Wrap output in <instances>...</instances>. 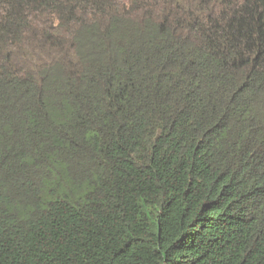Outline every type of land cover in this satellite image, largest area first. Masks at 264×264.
<instances>
[{
    "label": "trees",
    "instance_id": "1",
    "mask_svg": "<svg viewBox=\"0 0 264 264\" xmlns=\"http://www.w3.org/2000/svg\"><path fill=\"white\" fill-rule=\"evenodd\" d=\"M109 1L0 0V264H264V0Z\"/></svg>",
    "mask_w": 264,
    "mask_h": 264
},
{
    "label": "rangeland",
    "instance_id": "2",
    "mask_svg": "<svg viewBox=\"0 0 264 264\" xmlns=\"http://www.w3.org/2000/svg\"><path fill=\"white\" fill-rule=\"evenodd\" d=\"M129 1H130V3L127 4L128 6L134 4L135 5L134 7H140L143 10L152 11V12H159L161 10L173 9V8H176L173 6V4H175V3L181 4V0H110L109 2H110L112 7L120 10L121 4L127 3ZM182 1L187 5H192L195 3L196 0H182ZM37 41L43 42L39 39H37ZM28 51L29 50L27 49L25 53H28ZM34 53L35 52L30 53L31 55H28V56L23 55V56H24V58L29 59L33 56ZM49 53L51 54V52H49ZM46 63H50V62L46 61ZM33 73H36V72H33Z\"/></svg>",
    "mask_w": 264,
    "mask_h": 264
},
{
    "label": "clouds",
    "instance_id": "3",
    "mask_svg": "<svg viewBox=\"0 0 264 264\" xmlns=\"http://www.w3.org/2000/svg\"><path fill=\"white\" fill-rule=\"evenodd\" d=\"M129 3H130V1L127 2V3L121 4V8L122 9L120 8V10H121L120 12H122V13H127V12H131L132 13L133 12V13L137 14V13H141V12L147 11V10H143L140 7H134L135 6L134 4L128 6L127 4H129ZM150 12H152V11H150ZM154 13H156V12H154Z\"/></svg>",
    "mask_w": 264,
    "mask_h": 264
}]
</instances>
